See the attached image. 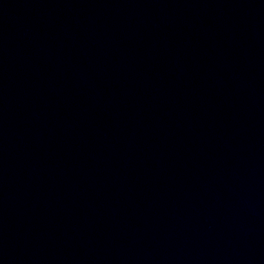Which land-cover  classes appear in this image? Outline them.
<instances>
[{
  "label": "water",
  "instance_id": "water-1",
  "mask_svg": "<svg viewBox=\"0 0 264 264\" xmlns=\"http://www.w3.org/2000/svg\"><path fill=\"white\" fill-rule=\"evenodd\" d=\"M0 264H264V0H0Z\"/></svg>",
  "mask_w": 264,
  "mask_h": 264
}]
</instances>
